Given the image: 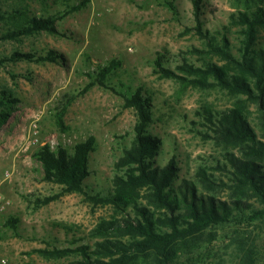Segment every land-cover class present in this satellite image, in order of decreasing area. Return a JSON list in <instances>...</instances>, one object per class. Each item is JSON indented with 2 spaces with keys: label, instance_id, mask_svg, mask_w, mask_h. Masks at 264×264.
<instances>
[{
  "label": "rangeland",
  "instance_id": "obj_1",
  "mask_svg": "<svg viewBox=\"0 0 264 264\" xmlns=\"http://www.w3.org/2000/svg\"><path fill=\"white\" fill-rule=\"evenodd\" d=\"M79 1L9 0L2 10L28 8L32 15L48 16L64 13ZM166 1L174 3L176 12L165 5ZM192 1L88 0L86 7L57 22V34L41 32L0 39V58L14 53L40 57L51 50L63 57L62 64L20 60L0 65V89L12 88L20 100L17 111L0 130V264L3 260L8 264H77L83 261L78 248H86L93 255L99 249L96 243L106 239L127 243L113 235L94 233L103 221L118 215L96 194L110 193L115 179L126 178L129 171L120 160L134 140L137 113L125 107L120 93L141 89L151 98L154 122L149 131L162 140L156 162L166 164L176 157L180 180L194 178L200 166H215L224 152L212 139L205 111L242 106L255 121V105L246 95L218 85H191L164 78L157 70L159 57L165 68L186 78L180 68L183 59L197 67L202 60L227 66V61L212 53L194 31L197 23ZM203 2L205 27L220 30L233 45L238 44L237 29L226 28L230 27V15L243 7L241 2ZM251 4L264 9V0ZM13 25L10 21L0 23V37ZM259 44H264V31ZM229 49L238 54L237 47ZM111 60L121 61V67L108 80L115 91L98 85L88 88V73ZM11 75L17 76L15 82ZM207 82L214 84L215 80L209 78ZM68 95L76 98L61 127L59 103ZM91 137L96 139V150L90 156L92 174L86 180L87 194L64 193L62 186L44 180L42 164L36 158L41 147L49 144L56 149L60 145L72 151ZM56 195L58 199L36 208L37 199ZM220 197L226 194L220 193ZM9 219L18 221L15 228L7 224ZM239 236L256 240L258 264H264V228L258 223H235L211 230L192 240L172 264H207L205 261L215 262L221 257L234 264ZM67 249L68 255L62 257L40 253Z\"/></svg>",
  "mask_w": 264,
  "mask_h": 264
},
{
  "label": "trees",
  "instance_id": "obj_2",
  "mask_svg": "<svg viewBox=\"0 0 264 264\" xmlns=\"http://www.w3.org/2000/svg\"><path fill=\"white\" fill-rule=\"evenodd\" d=\"M7 2L9 0H0V23L10 21L14 25L0 37L1 40L41 32L57 34V22L88 4V0H80L64 13L37 16L32 15L28 8L3 11L2 7ZM238 2L243 7L230 15V27L226 28L228 31L237 29L239 43L233 45L227 34L205 27L202 19L205 13L203 0L192 1L197 23L194 31L212 53L227 61V66L202 60L201 67H197L183 59L184 65L180 68L187 78L165 68L161 57L156 59L155 66L164 78L181 79L191 85H218L246 95L255 105V121L249 118L242 106L213 113L205 111L204 117L212 139L224 152L215 161V166H200L194 178L180 180L176 157L166 164L156 162L162 140L149 131L154 122L151 98L142 94L141 89L120 93L125 107L137 113L134 140L120 160L129 171L126 178L115 179V187L110 193L96 194L97 198L111 204L118 215L111 221H103L94 233L101 237L113 235L126 239L127 243L111 239L98 242L96 245L99 249L93 253L95 256L88 253L86 248H78L82 251L83 261L77 264H136L138 261L172 264L182 250L193 244L192 240L200 239L211 230L235 223L249 226L258 223L259 227L264 228V44H259L260 33L264 31V9L254 7L251 4L253 0ZM165 5L176 12L173 2L166 1ZM229 47H237L238 54L235 55ZM20 60L62 64L63 57L55 50L40 57L31 53H14L0 58V65ZM120 67L119 60L99 64L95 71L88 73V88L98 85L115 91L108 80ZM11 78L15 82L17 76L11 75ZM209 78L215 80L214 84L207 82ZM75 98L68 95L64 102L59 103L61 127ZM19 103L12 88L0 89V130L13 117ZM95 150L96 139L91 137L76 144L72 151L60 145L52 149L51 145L45 144L36 153V158L42 164L46 182L62 186L64 193L87 194L86 180L92 174L90 156ZM220 193L226 194V197L221 198ZM58 198L59 195L37 199L36 208ZM17 222L16 219H9L7 224L15 228ZM213 236L211 240H214ZM236 249L234 264L259 263L260 252L256 240L239 236ZM69 251L40 253H55L57 257H62L68 255ZM205 262L230 264L222 257L215 262Z\"/></svg>",
  "mask_w": 264,
  "mask_h": 264
},
{
  "label": "built area",
  "instance_id": "obj_3",
  "mask_svg": "<svg viewBox=\"0 0 264 264\" xmlns=\"http://www.w3.org/2000/svg\"><path fill=\"white\" fill-rule=\"evenodd\" d=\"M2 263L3 264H8V262L6 260H3Z\"/></svg>",
  "mask_w": 264,
  "mask_h": 264
}]
</instances>
